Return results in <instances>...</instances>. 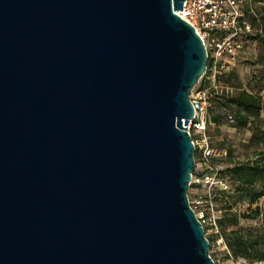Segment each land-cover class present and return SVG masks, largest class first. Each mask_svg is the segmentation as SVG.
I'll use <instances>...</instances> for the list:
<instances>
[{"label":"water","instance_id":"water-1","mask_svg":"<svg viewBox=\"0 0 264 264\" xmlns=\"http://www.w3.org/2000/svg\"><path fill=\"white\" fill-rule=\"evenodd\" d=\"M182 2L0 0V264H215Z\"/></svg>","mask_w":264,"mask_h":264},{"label":"trees","instance_id":"trees-1","mask_svg":"<svg viewBox=\"0 0 264 264\" xmlns=\"http://www.w3.org/2000/svg\"><path fill=\"white\" fill-rule=\"evenodd\" d=\"M253 1L257 0L251 2ZM250 3L246 6V11L247 20L252 26L249 19L252 12ZM253 14L252 21H255V18L260 19L264 31V12L259 13V15H256L255 12ZM249 34H251V31L243 35V40L249 38L264 44L262 34ZM220 72L221 70L216 75V84L209 89V99L214 103L215 110L218 112L209 113V124L218 126L223 121L222 119L236 129L252 124L254 128L248 145L263 144V147L253 149L249 155L242 159L234 157L232 148H224L229 164L224 169L217 171V177L225 181L227 188H231V191L227 188L217 189V199L220 200V206L224 212L218 217L217 225L219 231L225 236L226 245L233 257L245 259L251 264H264V188H254L257 184H264V128L258 124L264 112V104L259 95L261 86L254 90L240 84L236 85L234 90L222 88L218 82ZM230 74L228 72V75ZM228 115L232 116V121L228 120ZM207 174H211V172ZM194 175H197V177L203 176V174L193 172ZM197 186L196 183H190L189 188ZM260 199H263V201L257 204ZM240 201H245L248 204V209L238 214L234 211V206ZM253 204L255 205L251 207ZM239 217L259 218L260 228L243 229L239 225ZM203 228L206 231L205 225H203ZM210 245L209 240V250Z\"/></svg>","mask_w":264,"mask_h":264},{"label":"built area","instance_id":"built-area-1","mask_svg":"<svg viewBox=\"0 0 264 264\" xmlns=\"http://www.w3.org/2000/svg\"><path fill=\"white\" fill-rule=\"evenodd\" d=\"M251 1L183 0L182 10L176 11L182 19L195 28L205 45L208 57L207 66L202 76L204 79L194 86L189 95L194 113L188 120L186 129L191 135L194 150L199 153V159L209 165H211L212 157L226 154L224 148L215 149L208 139L209 108L212 103L209 99V89L216 84L217 73L229 67V58L242 46L243 35L251 31L246 11V6ZM228 120H233L231 115H228ZM203 181L210 187L227 188L226 182L217 177V169L211 174L201 177L192 175L191 177V183L198 184ZM189 204L202 226L209 223L216 232H219L218 216L210 196L202 197L197 191L192 199H189ZM202 206L204 207L201 208ZM224 247L226 248L225 244ZM237 260L240 264L246 262L242 258Z\"/></svg>","mask_w":264,"mask_h":264},{"label":"rangeland","instance_id":"rangeland-1","mask_svg":"<svg viewBox=\"0 0 264 264\" xmlns=\"http://www.w3.org/2000/svg\"><path fill=\"white\" fill-rule=\"evenodd\" d=\"M250 9L252 10L249 19L252 22L251 26V34L260 33L264 36V31L262 30V23L260 19L255 18V21H252L254 18V12L256 15L264 12V0H257L250 3ZM257 20V21H256ZM230 63L227 69L221 70L219 73L218 82L222 88H227L234 90L236 85H241L243 87L250 88L252 90L261 86V90L259 91V95L264 104V44L258 42L254 39H244L242 46L236 51V53L229 58ZM228 72L231 74L228 75ZM204 79V77H203ZM202 77L198 80H201ZM205 79H207L205 77ZM197 82V83H198ZM211 109H209V113L211 112L218 113L216 108L214 107V103H211ZM220 125L216 126L215 124H209L207 128V133L209 136V140L215 149L219 148H232L233 155L237 158H244L249 155L253 149L262 148L263 144L258 145H248L249 138L253 131L254 126L252 124L247 125L244 128H233L227 121L222 119ZM261 127L264 128V112L261 116V120L258 123ZM194 169L192 171L195 174H203L206 175L209 172L217 171L224 169L227 166L228 160L227 155L222 156H214L213 159L210 160L211 165L207 163H203L199 159V153L194 150ZM193 177H197L194 175ZM190 187V185H189ZM187 191L188 199H192L194 193L198 191L202 197L210 196L214 205L215 213L218 217H220L224 212L220 206V200L218 197V188L217 186L210 187L208 183L199 182L197 187L189 188ZM255 189L264 188V184H257L254 187ZM231 191V188H227ZM263 199H260L257 204L262 202ZM253 204L251 207H253ZM202 206L201 208H203ZM248 209V204L245 201L237 202L234 206V211L238 214L243 213ZM239 225L243 229L248 228H260V219L259 218H242L239 217ZM206 231L205 235L210 240V254L215 261V264H240L238 262V258H235L231 255V252L226 245L225 236L222 232H216L214 228L211 227V224H205ZM226 245V248L224 247ZM243 263V262H241ZM245 264H251L247 261Z\"/></svg>","mask_w":264,"mask_h":264}]
</instances>
